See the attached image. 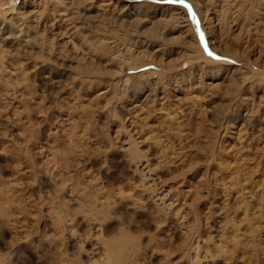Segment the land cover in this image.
<instances>
[{"label": "rangeland", "instance_id": "374dc122", "mask_svg": "<svg viewBox=\"0 0 264 264\" xmlns=\"http://www.w3.org/2000/svg\"><path fill=\"white\" fill-rule=\"evenodd\" d=\"M127 1L149 22L125 33L110 21L77 31L52 0H0V19L24 10L32 35L53 36L65 62L50 66L51 82L48 70L30 81L36 48L0 52V264H264V101L237 130L250 93L264 98V30L239 33L255 19L242 13L237 30L220 22L207 34L190 0H119V9ZM164 8L184 12L194 39H181L182 23L149 27ZM104 34L159 50L153 62L122 64ZM211 64L231 69L216 76ZM234 68L245 84L228 82ZM188 71L225 82L203 92L184 81ZM134 104L140 132L126 112ZM103 241L125 244L111 259Z\"/></svg>", "mask_w": 264, "mask_h": 264}, {"label": "bare ground", "instance_id": "6f19581e", "mask_svg": "<svg viewBox=\"0 0 264 264\" xmlns=\"http://www.w3.org/2000/svg\"><path fill=\"white\" fill-rule=\"evenodd\" d=\"M45 1L51 2V0H45ZM52 1L54 4H56L57 7H59V9L55 11L58 14L57 17L62 18V20L65 21L66 24L67 23L71 24V26L74 25L73 27L77 31H79V26H77V24L82 25L84 27H85V24H88L90 27L92 25H94L95 28L98 29L99 27L100 28L102 27L103 21H110V22H113V23L118 24L120 26H125V27L127 26L126 32H125V33H127V31L131 30V29H129V27L132 26V23L136 22V24L139 27V25L149 22L147 20L146 21H137L138 16L141 13V5H139L137 3L134 4L133 2L131 3V1H127V3L124 5V7L120 8V9H119V4H120L119 0H98V1L97 0H52ZM212 1H213L212 4L217 3V5H216L217 7L214 6L215 9H212V5H210L211 0H190V2H193V6H194L197 14L199 15L200 24H201L200 26L202 27V29L204 31L207 32L208 29H211L210 30L211 32H212V30L214 31L216 24H219L220 22L223 25L227 26V29H229L231 32L235 31V30H237V27H238L239 16L242 13H244L247 16H252L255 19L250 24L248 23L249 20L248 21L243 20V22H240L241 28L238 29L239 33L245 28V26H247L248 30H250V25L253 26L252 27L253 31H256V30L258 31L259 29L264 30V0H228L227 2H225L224 5H222V3H220V2L218 3L217 0H212ZM26 13H24V10L22 11V9H18V11L15 15H10L8 17H4V18L0 19V52L1 53H3V52L8 53L9 44L13 43V42H16V45L19 48H27V47L30 49L36 48L40 54L39 58L41 60H39L37 63H34L32 65L33 70L30 71V74L32 73L31 75L28 76L26 74L27 73L26 69H23L22 73H23V75L28 76L26 78V80L30 77L29 80L34 81L35 75H37V73H35V74L33 73V72H35L34 70H41V71L48 70L47 71L48 75L44 76L43 79L45 81L51 82L53 77H51L52 70L50 69V66L51 65H58V66L61 65L62 66V64L65 62L60 56V51L54 47L53 36H51V38L48 39V36L45 35L43 37V35H42V37L38 38L39 40L41 39V41L39 42V40H37V37H36L37 35H35V36L32 35V34H34V32L31 30V28H30L31 26L28 23V21L26 20L27 19ZM95 19L99 20V22L96 23L94 21ZM81 21H82V23H81ZM181 23H182V27H180L182 29V31L180 32L181 39L183 40V38L188 37V36L192 37V39H194V36L191 33V27L188 24L186 17H185V14L181 9H176V8H170V9L164 8V9H162L158 14V18H156L155 21L151 22L149 27L154 28V26H156V25H158V26L168 25V27H169V26L178 25V24H180L178 26H181ZM69 26L70 25H68V28H69ZM32 27L36 28V25L32 26ZM38 27H40V26H38ZM92 29H94V28H92ZM102 29H105V28H102ZM99 30H101V29H99ZM172 30H173V27H169V28L165 29L166 32H171ZM45 31H47V30L46 29L43 30L44 34H45ZM105 31L108 32L109 30L108 31L104 30V32ZM89 32H91V31H89ZM110 32H112V30H110ZM135 32L138 33L137 31H135ZM163 32H164V30H163ZM132 33H134V32H132ZM37 34H39V33L37 32ZM129 34H131V33L129 32ZM207 34H208V32H207ZM105 35L106 34L100 35L101 36L100 42L104 41V44L106 42V45H107L106 47H108L112 51L113 55L115 56L114 59L116 58L122 64L129 65L131 61L135 60L136 58H140V57L145 59V60L147 59V60H150L151 62H153V53H155L159 50V49H156L152 53L148 52L147 49H148V46L150 45L149 42L147 41V39H143L141 41V38L139 35L135 37L136 40H134V37H132V38H126L125 37L122 40H118L116 38L107 37ZM36 40H37V42H36ZM210 45H212V43H210ZM197 48H196V46H193V45L189 46L188 45L187 46V53H197L198 54L199 51ZM22 50L24 51V49H22ZM27 51H28V49H27ZM27 51H25V53ZM10 54H12V52H10ZM14 55H17V54L14 53ZM188 55L189 54H187V56ZM187 56L185 55V57H187ZM198 59H199V57H198ZM209 66H210V69L212 71L216 72L215 73L216 76H221L222 73H225L229 69H231L228 65H224V66L223 65L222 66L216 65L215 66L214 64H211V65H208V67ZM201 69H204V68L200 66V70ZM197 71H199V67L197 68ZM238 71H239V69H237V68L232 69V71L230 72V76L227 78L228 82H235L236 81V82H239L241 84H245V82H244L245 77L242 74H240V75L234 74V73H238ZM190 73H192V72L188 71L186 73V75H184V74L182 75L186 79L184 81L189 82L190 80H193L194 78H196L195 81L193 82V84H195L194 87H195V89H197V88L203 89V92L209 91L210 89H212L214 87V84L222 85L225 82L224 79H223V81L221 80L218 83H214L212 80L204 82L202 80L203 77L201 76V74L200 75H197V74L194 75V74H190ZM235 76H238V77L236 78ZM153 83L158 84L159 78H157V80ZM187 84H189V83H187ZM252 94L253 93H250V95L252 96V98L249 100L250 107H249V109H248V107H246L245 113L242 116V121H241L242 123L240 125V128L237 129L238 132L241 130H243L242 132L247 130V128H246L247 124L250 123V120L253 117V116H251L250 112H252V111L254 112L253 109L257 110L258 105H260L264 101L263 95L260 94L256 98L257 102L255 103V101L253 100ZM185 95L186 94H184L183 97ZM145 99H146V97L144 98V100ZM181 99H176L175 100L176 103H173V105H172L174 112H176V113H178L180 111V108H182V106H183L180 104ZM137 107L140 110H138ZM142 109L143 108H140L139 106H135V104H134L132 108H129L126 110L127 115L131 119L130 120V126L134 129L137 128L139 130L138 132H140V130L143 128L141 125V122L139 120L140 119L139 117H140L141 113L143 112ZM163 110H165V109H163ZM164 115H165V119L167 121H169L170 124L173 125L176 123V121H174L175 118L170 117V114L165 112ZM4 121H8V118L5 117ZM135 169H136V167H135ZM188 193L189 192L187 191L186 194L188 195ZM122 194L123 193L120 190H118V199L119 200L124 198L125 195H122ZM0 202H5L4 199L2 200L1 195H0ZM102 208H104V206H102ZM9 221H11V220L9 219ZM64 221H65L64 225L68 228V231H69V237L72 238L73 237V231H74L73 227H72L73 226V220L72 219H65ZM6 222H8V220H6ZM124 236H125V233L120 232L119 237L123 238ZM123 244H125V243L123 242L121 245H115V244H112L110 242L103 241V245L105 246V251L111 259H113L111 256H113L114 258L119 256V254H120L119 249L121 247H123Z\"/></svg>", "mask_w": 264, "mask_h": 264}, {"label": "snow or ice", "instance_id": "6c2138e0", "mask_svg": "<svg viewBox=\"0 0 264 264\" xmlns=\"http://www.w3.org/2000/svg\"><path fill=\"white\" fill-rule=\"evenodd\" d=\"M209 55H211V53H209Z\"/></svg>", "mask_w": 264, "mask_h": 264}]
</instances>
